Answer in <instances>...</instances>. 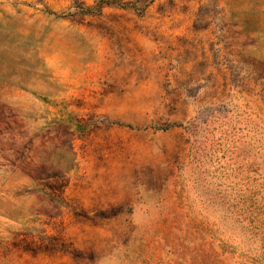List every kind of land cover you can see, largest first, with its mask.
<instances>
[{
    "label": "rangeland",
    "instance_id": "374dc122",
    "mask_svg": "<svg viewBox=\"0 0 264 264\" xmlns=\"http://www.w3.org/2000/svg\"><path fill=\"white\" fill-rule=\"evenodd\" d=\"M0 264H264V0H0Z\"/></svg>",
    "mask_w": 264,
    "mask_h": 264
}]
</instances>
